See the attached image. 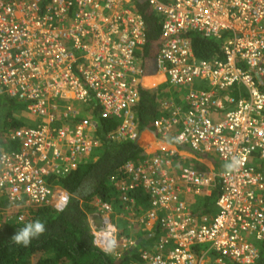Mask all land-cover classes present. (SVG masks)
Listing matches in <instances>:
<instances>
[{"label": "built area", "instance_id": "1", "mask_svg": "<svg viewBox=\"0 0 264 264\" xmlns=\"http://www.w3.org/2000/svg\"><path fill=\"white\" fill-rule=\"evenodd\" d=\"M134 1L0 0V94L18 98L38 121L7 136L18 151L0 146V194L21 212L19 222L33 207L67 208L70 194L52 187V177L67 176L101 149L99 119L120 121L107 140L140 143L133 107L147 75L138 58L147 25ZM137 1L162 19L157 72L172 88L189 89L186 107L170 101L156 117L155 134L161 141L175 134L173 146L198 156L241 164L215 174L179 167L172 148L128 162L125 176L111 178L124 215L139 212L140 194L150 208L127 228L155 223L161 232L156 253L141 250L134 264H258L264 174L253 161L264 160V0ZM193 35L221 42L220 54L199 59ZM234 89L239 97L230 95ZM214 191L216 214L198 216L188 198ZM61 195L68 198L62 211ZM94 206L93 244L120 259L136 243L120 233L113 203L96 199ZM107 231L118 244L114 253L102 250Z\"/></svg>", "mask_w": 264, "mask_h": 264}, {"label": "trees", "instance_id": "2", "mask_svg": "<svg viewBox=\"0 0 264 264\" xmlns=\"http://www.w3.org/2000/svg\"><path fill=\"white\" fill-rule=\"evenodd\" d=\"M133 9L144 17L147 25V43L139 49L138 58L140 65L148 74V62L156 59L162 45V19L151 10L148 3L136 0L133 2ZM192 39L199 59L211 60L220 54L221 42L218 40L204 39L198 35H193ZM156 82L154 79L147 81L149 84ZM142 85L140 100L133 107L137 129L140 134L155 133L154 120L170 101L179 100L183 91L172 88L169 84H163L155 89L148 88L145 81ZM196 86L202 88L201 84ZM230 95L239 97V89H234ZM25 109V104L18 98L0 94V146H3L7 152L20 149V144L6 139L11 132L34 126L32 122L28 123L26 118L29 117L24 115ZM95 115V118L99 119V113L95 112ZM119 124L118 119H99L97 137L102 141L101 149L82 159L77 169L67 176L52 177V187L64 189L70 194V203L64 211L57 212L49 206L33 207L25 212L22 222L18 220V213L21 212L14 211L0 215V264H134L140 261V257L132 251L125 252L120 259H114L98 250L93 244L90 216L95 211L96 199L118 204L121 201V194L111 185V178L114 176L122 178L125 176V165L128 162L145 158L143 149L135 142L117 143L107 140V135L115 131ZM174 139L175 134H172L166 141L174 144ZM253 163L264 174V160ZM86 189L92 191L83 196ZM137 197H142L146 203L149 199L146 194ZM217 199V191L210 196L203 194L198 202H194V212L198 216L202 214L214 216ZM5 202L9 204L7 198ZM148 204L150 205V201ZM35 220L45 224V233L33 239L28 247L14 244L11 237L16 231ZM259 247L258 264H264V241Z\"/></svg>", "mask_w": 264, "mask_h": 264}, {"label": "crops", "instance_id": "3", "mask_svg": "<svg viewBox=\"0 0 264 264\" xmlns=\"http://www.w3.org/2000/svg\"><path fill=\"white\" fill-rule=\"evenodd\" d=\"M148 64H149L148 65V74L143 79V82L145 81L146 84H149V83H147V81L149 79H154L156 81L158 78H162L159 75V73L157 72V69L155 66V60H150L148 62ZM162 79L165 82V79L164 78H162ZM154 85H156V84H154ZM198 87H200V86H198ZM182 91H183V94L181 93L180 99L179 100H172L171 102L175 103L176 105H181L183 107H186L187 106L186 96L189 92V89H186L185 91L182 90ZM94 118H93V120H94ZM30 120H32L31 124H33V125L38 124V121H36L35 119L30 118ZM32 127H34V126H32ZM145 134H144V136H142L141 141L139 143V147L143 149V154L145 157H152V156L156 155L157 153H159L161 150L172 148V149L178 151L179 161L183 160L180 165L178 164L179 167H183L184 162H186V161H190V160L193 161L194 160V161H196V163L203 165L204 166L203 169H205L207 173H210V174L218 173L217 167L221 168V170H222V165L224 163L221 165H218V164L213 163L212 161L210 162L208 160V157L195 156L193 154V152H191L188 149L181 150V149L173 146V144H171L167 141H161V138H159L155 133L147 132ZM220 172H222V171H220ZM85 185H88V183H85ZM91 191H92L91 189H86L84 191L85 193L83 196L88 195L89 193H91ZM5 198H6L5 195L0 194V215L2 213L4 214V213H8V212H14L10 208L9 204H7L5 202ZM198 200H199V197H197V196H192V197L188 198V202L191 205L192 210L195 207L194 202H198ZM118 201H119V199H118ZM137 204L138 205L140 204V207H138ZM116 205H115V215L113 216V218H114L113 220H114V222H116L120 232H122V230L124 231V232H122L123 235H129L134 239L136 246L131 251L135 255H137V257H139V252L141 250H148L150 252L156 253V251L158 249L157 243L161 237V232H160L157 224L153 223V224L149 225L148 227L140 229L138 231H136L134 228L133 232H131L127 228L128 227L127 224H129L131 220L136 219L137 217H139L141 214H143L144 212H146L150 208L148 201L146 203L145 199H143L142 197H137L136 205L139 208L138 209L139 212H136L134 216L132 214L131 215H129V214L124 215L125 212L123 210V205L121 204L120 201ZM0 220H1V218H0ZM97 221H98V215L96 214V209H95L94 213L90 216L91 227L93 224L94 225L97 224ZM134 232H135V235H133ZM114 259H116V258H114ZM138 261L136 263H139Z\"/></svg>", "mask_w": 264, "mask_h": 264}, {"label": "clouds", "instance_id": "4", "mask_svg": "<svg viewBox=\"0 0 264 264\" xmlns=\"http://www.w3.org/2000/svg\"><path fill=\"white\" fill-rule=\"evenodd\" d=\"M241 161L239 158H234L230 163H228L225 168L228 172H232L238 170ZM61 204L57 205L58 210H63V207L67 206L68 198L64 195L60 196ZM23 218L21 217V220ZM46 231L45 224L40 220H35L32 222H28L22 228L16 231V233L11 237V241L23 247H28L33 239L39 238ZM107 244L102 248L106 253H114L116 248L118 247L115 236L111 231L106 232ZM96 242L95 240L93 241Z\"/></svg>", "mask_w": 264, "mask_h": 264}, {"label": "rangeland", "instance_id": "5", "mask_svg": "<svg viewBox=\"0 0 264 264\" xmlns=\"http://www.w3.org/2000/svg\"><path fill=\"white\" fill-rule=\"evenodd\" d=\"M157 82V84L156 85H154V84H146V86L148 87V88H150V89H155V88H157L158 86H161L162 84H166V82H164V80L162 79V78H158L157 80H156ZM160 81V82H159ZM24 115L25 116H27L25 113H24ZM88 118H90L91 119V117H88ZM94 118V117H93ZM29 122V124H30V122L32 121V120H30V118L28 119V118H26ZM145 134V133H144ZM144 134L142 135V136H144ZM146 135V134H145ZM194 154V153H193ZM195 156H198V155H196V154H194ZM199 158V157H198ZM208 160L211 162H213V163H215V164H218V165H221V164H223L221 161H220V159L218 158V156H216V155H211V156H209L208 157ZM184 166H186V167H192V168H194V169H203L204 168V166L203 165H201V164H198V163H196V161H192V160H190V161H186V162H184ZM225 166H226V164L224 163L223 165H222V170H221V168H219V167H217L218 169H217V172L219 173L220 171H227L226 170V168H225ZM134 230V229H133ZM133 230H131V232H133ZM138 230V229H137ZM136 230V231H137ZM133 235H135V232H134V234Z\"/></svg>", "mask_w": 264, "mask_h": 264}, {"label": "water", "instance_id": "6", "mask_svg": "<svg viewBox=\"0 0 264 264\" xmlns=\"http://www.w3.org/2000/svg\"><path fill=\"white\" fill-rule=\"evenodd\" d=\"M97 125V124H96Z\"/></svg>", "mask_w": 264, "mask_h": 264}]
</instances>
